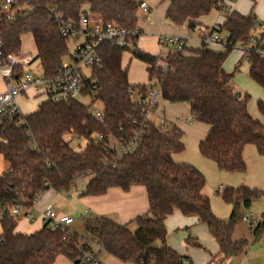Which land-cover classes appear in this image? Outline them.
<instances>
[{
  "label": "trees",
  "instance_id": "obj_1",
  "mask_svg": "<svg viewBox=\"0 0 264 264\" xmlns=\"http://www.w3.org/2000/svg\"><path fill=\"white\" fill-rule=\"evenodd\" d=\"M166 18L175 26L187 24L193 29L199 18L212 9H226L221 0H167ZM91 12L121 28L138 31V7L134 0H37L32 13L13 20H0V40L4 52L20 49L21 38L29 33L35 45L41 73L53 75L67 53L68 37L59 31L54 13L65 20L76 21L79 13ZM220 30L227 38L224 49L216 51L202 44L197 49L176 51L167 49L164 55H152L137 47L139 35L129 39V48L103 42L98 47L99 64L92 66L83 95L101 103V118L90 112V105L77 98L63 101L45 99L37 108L24 115V123H8L0 129V156L7 167L0 174V264H52L58 255L70 261L86 264L83 254L95 250L91 243H81L87 236L102 245V251L122 262L134 264H193L190 257L179 254L166 242L165 219L174 210L185 216H195L208 229L219 245L223 257L240 254L249 239L232 240L236 224L244 220L251 203L264 191L245 185L224 187L222 199L232 210L225 220L212 212L209 197L203 192L204 175L193 165L177 163L172 155L183 150V132L177 127L163 129L151 117L140 114L142 105L133 101L127 88L146 91L154 84L160 97L169 103L184 102L190 109V119L205 123L210 129L199 141L203 158L214 162L219 170L243 172V149L255 145L264 156V125L253 118L247 107L249 95L225 90L234 73H227L224 61L231 48L250 42L264 49V22L252 13L225 11ZM261 30L256 33V27ZM145 64L147 80L130 84L128 69L122 65L123 52ZM165 62V66L164 65ZM249 76L264 89V57L252 49L247 55ZM21 69V68H19ZM264 112V103H259ZM142 124L143 135L133 150L117 159L107 148L109 138H131ZM102 135V140L97 137ZM68 136L84 138L85 146L77 150ZM90 175L84 189L76 180ZM133 185L145 187L148 210L130 223L122 224L103 215H83L86 235L76 231L53 229L44 221L32 233L16 232L22 218L12 214V206L32 212L33 204L47 189L68 192L75 188L79 197L102 195L110 187L127 191ZM264 228V209L260 220L250 229L255 241ZM63 236H65L63 238ZM186 243L201 247L190 233ZM98 264V263H97Z\"/></svg>",
  "mask_w": 264,
  "mask_h": 264
},
{
  "label": "built area",
  "instance_id": "obj_2",
  "mask_svg": "<svg viewBox=\"0 0 264 264\" xmlns=\"http://www.w3.org/2000/svg\"><path fill=\"white\" fill-rule=\"evenodd\" d=\"M134 2L142 13L149 11L150 6L147 0H134ZM36 4L37 0H0V20H13L17 17H26L32 13ZM220 4L225 5V0H221ZM54 19L58 23L59 31L63 36L76 39L82 38V41L70 53V61L62 62L53 75L45 76L41 72L36 74L25 70V66H28L36 59V53L23 52L20 49L5 53L3 43L0 40V76L4 83V89L0 92V129L6 127L11 122L16 125L24 123L25 113L21 111L17 98L19 96L27 98L29 90L33 91L35 96H42V100L50 99L56 102L76 98L78 94H82L92 66L99 64V45L107 42L117 47L129 48V39L139 35L136 30L118 27L112 22L104 21L100 16L91 12L79 13L76 21L65 20L56 13H54ZM220 26L221 24L217 23L210 26L205 33L200 34L198 38L199 42L206 45H224L227 35L221 37L219 34ZM187 38L188 36L164 34L160 35L159 41L167 49L181 51L186 48ZM249 39L250 42L248 44L241 46V49L246 53V58L252 49L260 57H264V49L260 44L257 47L252 46L255 41L254 36H251ZM163 66H165V62ZM127 90L131 99L142 105L140 114L143 118L146 119L154 113L160 97V90L157 85L154 84L148 87L145 92L134 86H129ZM91 97L93 98V94ZM90 112L96 119L101 118L100 109H90ZM160 125L163 129L174 127V125H171L166 120L161 121ZM141 128L142 124L140 128L134 130L129 139L109 138L107 149L117 159L126 155L133 150L135 144L143 135ZM97 140L101 141L102 135H99ZM84 186L83 184L78 188L84 189ZM218 190L221 191L223 189L219 186ZM3 212L0 209V214H3ZM41 212L43 220L53 229L63 230L73 222L72 217L59 215L53 211L50 203H46ZM11 213L21 214L29 220L33 219L32 212L22 209L19 205L12 206ZM244 221L250 222L248 215H245ZM81 243L84 245L91 243L95 250H102V245L92 237L87 236L82 238ZM83 258L87 261L94 260L95 253L93 251L84 253Z\"/></svg>",
  "mask_w": 264,
  "mask_h": 264
},
{
  "label": "crops",
  "instance_id": "obj_3",
  "mask_svg": "<svg viewBox=\"0 0 264 264\" xmlns=\"http://www.w3.org/2000/svg\"><path fill=\"white\" fill-rule=\"evenodd\" d=\"M147 1L149 5L150 3H152L151 0H147ZM225 6L229 8V10H236L242 14L252 13L256 21L260 23L264 22V0H225ZM166 9H167L166 6L165 8L160 7L158 9H155V7L150 6L149 11L147 13H143L146 14V16L150 14L152 15L153 19L152 18L150 19L149 17L147 19L149 23H151V25L154 26L153 31L147 32L145 30L149 26L146 25V28H144L143 26L146 23L143 24V26H138V29L141 31L142 34L139 35V38L137 40V47L152 55H164L167 52V51L166 52L162 51L163 48L167 49V47L161 45L159 41L160 35H164V34L188 36L186 41V49L189 48L197 49L202 45L198 40L200 34L205 33V31L215 23L220 25L225 19L223 13L217 8H214L212 10H216L217 14H216V18L211 23H209L210 25L206 24L202 20L203 16H201L199 18V24L196 25L193 29H189L186 23H184L181 26H175L174 24H172L166 18ZM154 17L157 24L152 22V20H154ZM261 27L262 26L260 25L256 27V33L261 30ZM208 46L209 48L216 51H221L224 49V46L222 44H211ZM242 52L244 55L245 51L242 50ZM127 54H128L127 57L128 59L122 61V65L124 67H127L128 69L132 58L129 53ZM136 61L139 62V60L137 59ZM142 64L144 65V67H146L144 63ZM130 74L131 75L129 77V72H128V81L130 82V84L143 83L146 82L147 80L146 79L145 81H143L144 78L141 75L135 73L134 70H131ZM145 74H147L146 70H145ZM3 89L4 86L0 88V92ZM34 97H36L35 93H34ZM22 98L24 97L19 96L17 98V102L18 99H22ZM159 104L160 103L158 102L154 113H152L149 117H151L153 120L155 119L159 120L158 121L159 123L163 120H166L171 125H174L175 127L179 128L183 133H185V131H188V133H194L195 131H197L199 136L196 139L198 142L204 139V137L206 136V134L210 129L209 125H206L205 127L201 126L199 128L197 125H192L187 128L186 122L183 121V117L190 116V109L188 104L184 102H175V103L166 102V103H162L160 106ZM36 108L37 106L34 109L30 110V112L34 111ZM181 160L182 159L179 158L175 162L178 161L180 162ZM219 186H221L222 189L224 188L222 184H219L218 188ZM68 197L69 195H67V198ZM46 203H49L47 199L43 200L41 198H38V200H36V202L33 204V209H39L40 214L36 216L35 211H33L32 209V218L36 216V220H34V222L32 223L33 219L29 220L27 218L26 219L21 218L15 227V231L28 234L40 229L44 223L41 211L43 210ZM79 203L84 207V213L86 215L88 216L103 215V216L111 217L122 224L130 223L129 227L131 230H134L136 228L134 219L139 215L144 214L148 210L147 194L145 187L142 185H133L127 191H123L119 187H110L102 195H87V196L79 197ZM252 206L254 205H252L251 203L249 208H251ZM263 209L264 206L262 208V211ZM262 211L260 212V215H258L259 218L258 216H256L257 219L251 221V224H255V222H258L260 220ZM62 215H68L74 218L73 215L69 213H62ZM226 215H228V212L226 213ZM215 216H217V214H215ZM82 217L83 215L81 216L80 223L77 224L76 227H71V225L74 223L73 221L70 225H68V228L73 231H76L78 229H84L82 224ZM217 217L223 220L228 218V216L227 217L217 216ZM242 221L236 224V226L232 231V236L235 232V228ZM165 228L167 232L166 234L167 244L171 246L173 249H175L179 254L190 257L193 264H264V228L261 229L260 235L257 240L253 241L251 235L248 236L247 239L250 240L249 245L242 252H240V254L227 258L226 257L224 258L223 255L220 253L219 245L217 241L215 240L214 237L210 235L205 224L199 222L195 216H185L179 210H174L170 215L166 217ZM250 232L251 230L249 231V234ZM189 233L193 237H196V240L201 245V247L191 246L186 243V237ZM95 257H96L95 260L97 261L98 264H134L130 262H122L117 258H115L114 256L107 254L102 250L95 253ZM52 264H72V263L67 257L63 255H58Z\"/></svg>",
  "mask_w": 264,
  "mask_h": 264
},
{
  "label": "rangeland",
  "instance_id": "obj_4",
  "mask_svg": "<svg viewBox=\"0 0 264 264\" xmlns=\"http://www.w3.org/2000/svg\"><path fill=\"white\" fill-rule=\"evenodd\" d=\"M152 3H150L149 6L155 7V9L158 8H167L168 4L166 0H151ZM154 3V4H153ZM225 11H229V8L226 7V9L221 10V12L224 14ZM138 26H143L146 28V25H149L147 29H145L147 32L153 31L154 26L151 25L148 21V17L153 19L152 15L146 16V14H143L141 11L138 10ZM217 11L211 10L207 15L203 16V21L206 24L211 23L216 18ZM168 21V20H167ZM153 23H156L155 17L154 20H152ZM157 24V23H156ZM210 25V24H209ZM219 34L221 37H225L224 31H219ZM21 46L20 50L23 52H31L35 53V45L34 41L32 39V36L27 33L24 34L21 38ZM82 41V38L76 39V38H68L67 40V53L63 56L62 62H69L70 61V53L74 51L76 46ZM240 43H236L231 50L229 51L227 57L224 61V68L227 73H234L233 79L231 82L225 85V90L234 92H240L247 93L249 95V100L247 103L248 111L251 116L255 117L256 119H259L261 123L264 125V112L259 108V103H264V89L256 83L252 78L249 76L248 72V62L246 58V54L240 49ZM167 49H162V51L166 52ZM127 52H123L122 61L125 59H128ZM27 71H30L32 73H40V65L39 60L34 59L28 66H25L24 68ZM131 70H134L135 73L141 75L145 81L147 79V74H145V67L144 65L139 61L137 62L136 59L132 58L130 61V65L128 68L129 77ZM3 80L0 76V88H2ZM23 97V96H22ZM80 102L84 104H89L90 109H101V103L98 101H91L92 97L91 95H83L78 94L76 97ZM43 99L42 96H36L34 97V93L29 90L27 92V98L18 99V103L20 104V109L23 113L27 114L30 112V110L34 109L39 102H41ZM158 102L160 103L159 106L162 103H166L161 97L158 99ZM169 103V102H168ZM187 115V114H185ZM159 120L155 119V123H157ZM183 121L186 122L187 128L192 125H197L199 127H205L207 124L201 123L198 121H195L193 119H190L188 116L183 117ZM159 123V122H158ZM198 132L195 131L194 133H188V131H185L182 138V143L184 145V148L181 152L175 153L172 155L173 160H178L181 158L182 160L177 163H188L193 166H195L205 177V186L203 188V192L209 197L210 205L212 212L214 214H217V216H228L231 213L232 207L230 204L226 203L221 196V191H218V185L222 184L224 187L233 186L237 187L239 185H246L250 188L260 189L264 190V156L258 154L257 149L255 145L253 144H246L243 149V159L245 162V169L243 172H226L219 170L217 165L206 159L203 158L199 152L198 149ZM68 139L70 140V145L73 146L77 144L75 147L77 150L82 149L85 146V139L84 138H72L68 136ZM7 167V162L4 158L0 156V174L2 171ZM90 175H83L80 176L76 183L78 187L85 185L87 181L89 180ZM244 178V179H243ZM245 182H244V181ZM79 191L73 188L72 190L68 192L64 191H55L52 188L47 189L40 197L43 200L47 199V201L51 204L53 211H55L57 214L62 213H69L73 215V221L74 223L71 225V227H76L77 224L81 221V216L86 215L84 213V207L79 203ZM67 195L69 197L67 198ZM38 200V199H37ZM264 195L257 201L252 202L251 208L246 210V216H249V221H242L238 224V226L235 228V232L232 236V240L236 241L240 238H248L250 236L249 231L252 229L255 224H251V221L254 219L256 220V216L260 215V212L262 211V208L264 206ZM35 211V215L37 216L40 214L39 209H33ZM228 212V215L226 213ZM42 214V212H41ZM225 214V215H224ZM36 216L33 218L32 223L34 220H36ZM25 217L22 216V219ZM225 218V217H224ZM259 218V216H258ZM26 219V218H25ZM20 221V220H19ZM20 223V222H19ZM1 226H0V234H1ZM76 232L79 235H86V232L84 229H78ZM72 264H74V261H71ZM78 264H86L84 261H81ZM95 264V263H90Z\"/></svg>",
  "mask_w": 264,
  "mask_h": 264
},
{
  "label": "water",
  "instance_id": "obj_5",
  "mask_svg": "<svg viewBox=\"0 0 264 264\" xmlns=\"http://www.w3.org/2000/svg\"><path fill=\"white\" fill-rule=\"evenodd\" d=\"M240 94H241L240 92H236V93H235V96H236V97H239ZM78 263H79V260H75V261H74V264H78Z\"/></svg>",
  "mask_w": 264,
  "mask_h": 264
}]
</instances>
